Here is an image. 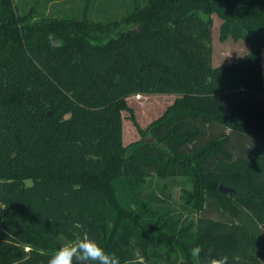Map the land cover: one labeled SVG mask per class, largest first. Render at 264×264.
Here are the masks:
<instances>
[{"label":"trees","instance_id":"trees-1","mask_svg":"<svg viewBox=\"0 0 264 264\" xmlns=\"http://www.w3.org/2000/svg\"><path fill=\"white\" fill-rule=\"evenodd\" d=\"M212 13L249 45L219 67ZM263 50L264 0H147L108 22L0 0V264H47L85 236L120 264H264ZM140 94L178 98L153 142L124 146ZM154 176L191 183L188 218L155 204Z\"/></svg>","mask_w":264,"mask_h":264},{"label":"rangeland","instance_id":"rangeland-1","mask_svg":"<svg viewBox=\"0 0 264 264\" xmlns=\"http://www.w3.org/2000/svg\"><path fill=\"white\" fill-rule=\"evenodd\" d=\"M54 1V2H53ZM19 10L24 13L34 7L38 14L59 18H89L108 22L122 18L130 12L136 4L144 5L147 0H15ZM206 17V14H204ZM48 17V16H47ZM212 19V63L214 67L227 65L230 61L237 60L249 51V45L244 39L235 40L229 37L221 39V26L223 19L217 13L211 14ZM54 42L58 40L52 39ZM263 71H264V50ZM178 98L176 94H140L126 98L129 109L122 111L123 117V145L129 146L143 138L153 142V123L160 119ZM147 182L149 194L154 193L155 204L177 209L183 217L184 211L182 198L185 189H191V183L185 176L171 179H160L154 176ZM28 185L32 184L27 180ZM210 217L218 218L216 211H208ZM188 218V217H187Z\"/></svg>","mask_w":264,"mask_h":264},{"label":"clouds","instance_id":"clouds-1","mask_svg":"<svg viewBox=\"0 0 264 264\" xmlns=\"http://www.w3.org/2000/svg\"><path fill=\"white\" fill-rule=\"evenodd\" d=\"M201 252L198 245L190 249L193 257H199ZM47 264H120V258L106 251L96 240L85 236L59 247L49 257ZM206 264H229V258L210 256Z\"/></svg>","mask_w":264,"mask_h":264},{"label":"water","instance_id":"water-1","mask_svg":"<svg viewBox=\"0 0 264 264\" xmlns=\"http://www.w3.org/2000/svg\"><path fill=\"white\" fill-rule=\"evenodd\" d=\"M54 44H58V42H54ZM219 190L222 192H235V189L229 186H225L223 184L219 185Z\"/></svg>","mask_w":264,"mask_h":264},{"label":"crops","instance_id":"crops-1","mask_svg":"<svg viewBox=\"0 0 264 264\" xmlns=\"http://www.w3.org/2000/svg\"><path fill=\"white\" fill-rule=\"evenodd\" d=\"M233 61H236V60H233ZM233 61H230L228 64H230L231 62H233ZM227 64V65H228ZM263 82H264V71H263Z\"/></svg>","mask_w":264,"mask_h":264}]
</instances>
